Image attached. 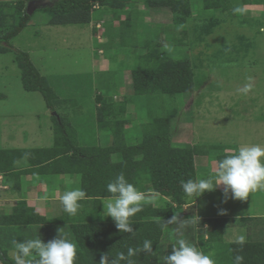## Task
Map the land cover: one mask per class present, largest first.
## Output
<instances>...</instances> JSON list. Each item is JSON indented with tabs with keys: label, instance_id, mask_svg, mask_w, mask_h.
Wrapping results in <instances>:
<instances>
[{
	"label": "trees",
	"instance_id": "1",
	"mask_svg": "<svg viewBox=\"0 0 264 264\" xmlns=\"http://www.w3.org/2000/svg\"><path fill=\"white\" fill-rule=\"evenodd\" d=\"M226 1L54 0L51 6H46L45 10L49 16L47 24L58 27L89 26L92 23L93 12L104 7L120 10L123 14L124 10H127L125 20H120L122 22L118 24L120 33L117 35L116 45L119 39L126 45L133 38L129 32L125 34L122 27L127 31L132 28L133 31L134 25H137L140 37L147 32L144 24H136L131 19V12L136 9H132L131 4L143 5L151 11L157 9L168 11L171 25L163 28L168 35V40L163 41L164 43L159 39L160 34L154 32H150L149 38L147 36L142 42H137L140 48L136 56L138 64L131 72L133 98L116 102L112 99L114 97H105L99 90L95 91L93 99L95 129L98 128L99 132L102 131L109 137L107 138L110 142L106 147L82 146L73 124L68 122L69 116L66 113L70 108L68 105L70 103L74 105L76 97L79 98L82 92L81 87L77 92L71 89V96L64 97L67 91L65 87H53L51 82L34 68L28 54L15 52L14 62L20 71L23 89L26 92L40 93L46 107L56 113L52 117L54 137L52 145L46 148L0 151V176L4 184H9L19 195L22 194L21 182L27 176L54 178L60 175L73 180L78 177V184L74 188L84 190L87 198L81 202L82 208L77 216H69L61 206L60 216L56 214L57 217L50 219L27 207L25 201H20L10 213L0 212V232L12 230L9 238L12 242L35 238L38 235L42 241L45 239L43 242H48L57 236L58 231H62L77 244L76 264H99L101 256L105 254L110 255L109 259L117 252H124L126 255L129 247H142L143 241L148 239L153 242V251L140 252L132 259L135 260V264H163V256L171 252L174 239L178 238L175 231L178 224H166L173 215H176L186 224V228L182 230L185 234L179 238H185L197 247L199 244L205 245L216 260V264H233V258L237 254L244 257V264H264V241L248 239L243 246L237 242L223 241L225 232L235 221L243 225L257 218L200 220L198 226L192 219L193 215L180 218L183 207L194 201L184 194L181 184L188 179L197 178L195 157L211 159V153L214 151V160L217 163L226 155H231L225 152L230 149L226 146L202 148L189 144L188 147L179 146L178 143L174 145L171 134L172 122L178 116V109L174 107L173 102L183 95L199 91L208 74L214 72L211 65L217 66L226 56H231L230 50L225 48L219 52L207 53L209 51L207 38L212 36L224 19H221V16L200 17L207 11H222ZM225 6L227 8V5ZM232 8L231 6L227 8V13L232 12ZM30 16L25 1L0 2V54L10 51L7 48L8 43L27 27ZM98 30L94 25L93 35H96ZM167 46L171 49L170 52L175 47L185 49L186 57L171 58ZM241 53L246 54V49L238 48V55ZM98 75L103 77L104 90L116 86L115 80L106 79L104 76L106 73ZM109 76H112L111 73ZM58 83L59 81H56V85ZM209 85L212 86L213 83ZM211 88L206 89L208 91ZM57 95H63L65 100H61ZM143 96L151 97V100L161 105L166 101L172 102V108L164 107V110H167L164 116L157 115L154 119L141 123L139 130L126 129L127 125L133 123L129 118H123L127 105L131 104L132 100L139 103ZM187 98L184 99V103ZM156 112L158 111H155V114ZM120 172H123L128 181L138 189L156 198L154 204L146 205L141 212L131 218L134 234L120 232L110 216L102 215L103 204L110 196L106 185ZM161 201L163 205L160 204ZM48 215H51L49 211ZM220 240L223 244L216 248L214 241ZM10 244L12 243L8 239L5 245L0 241V259L4 260V264H15L14 258L8 254L9 249H6ZM13 247L15 248L14 245ZM31 259L35 261L36 258ZM121 264L125 262L121 261Z\"/></svg>",
	"mask_w": 264,
	"mask_h": 264
},
{
	"label": "rangeland",
	"instance_id": "2",
	"mask_svg": "<svg viewBox=\"0 0 264 264\" xmlns=\"http://www.w3.org/2000/svg\"><path fill=\"white\" fill-rule=\"evenodd\" d=\"M16 1L0 0L4 3ZM22 1H25L26 10L31 14L30 21L27 27L8 43L7 48L10 51L0 54V151L46 148L52 145L54 137L53 112L46 107L40 93L26 92L23 89L20 71L14 62L16 51L28 54L34 68L41 76L48 79L53 87H65L67 91L64 97L71 96V89L77 92L81 87L83 93L80 92L79 98L76 97L74 105L73 103L68 105L70 107L66 112L69 116L68 122L73 124L82 146L106 147L110 142L109 137L102 131L99 132L98 128L95 129L93 106L95 91L99 90L105 97H114L112 99L116 102L125 98L128 101L129 98L134 97L131 92V72L138 64L136 56L140 48L137 42H142L147 36L149 38L150 32L160 34L161 42L167 41L168 35L163 28L171 25L169 12L160 9L151 11L143 5L131 4L132 9L136 8L131 12V19L136 24H144L143 27L146 26L147 32L140 37V29L137 25H134L133 31L132 28L127 31L122 27V31L125 34L129 32L133 38L127 42L129 46L119 39L118 46L119 43L116 45L117 35L120 33L118 24L125 20L128 15L127 10H124L123 14L120 10L104 7L93 12L92 23L89 26L58 27L47 24L49 16L45 8L51 6L54 0ZM245 2L247 4H244ZM225 5L227 8L233 7L232 12L227 13ZM217 16H221L224 21L214 30L212 36L207 38L210 46L207 53L219 52L225 48L230 50L231 56H226L217 66L211 65L214 72L208 74L199 91L183 95L173 102L174 107L178 109V116L172 122L171 134L174 145L178 143L179 146L188 147L189 144L202 148L226 146L230 149L225 152L232 154L241 143L264 144V0H227L222 11H207L200 17ZM97 24L100 28L98 33L93 35V26ZM240 47L246 49V54L238 55ZM167 50L171 58L186 57L185 49L175 47L170 52L171 49L167 46ZM229 60L230 64H228ZM209 72L210 70L207 71ZM101 73L107 74L104 75L106 79L115 80L116 86L104 90L103 77L98 75ZM110 73L112 76H109ZM56 81H59L58 85ZM210 83L213 85H209ZM208 87L212 88L207 91ZM57 96L65 100L63 95ZM185 98L187 100L184 103ZM135 101L132 100L131 104L127 105L126 116L123 115L124 119L129 118L133 122L127 125L126 129L139 130L141 123H146L157 115L164 116L167 111L164 107L172 108V102L166 101L161 105L148 96H143L139 103ZM155 111L159 113L155 114ZM131 140L133 141L132 136ZM214 156L213 151L211 159L195 157L197 177L214 172L216 167ZM29 177L27 180L28 183L32 181L29 184L31 190L34 185L36 187L38 180ZM45 179L52 182L51 177ZM77 180L76 178L73 181L77 182ZM217 188L218 190L205 192L201 197L196 198L197 212L188 211L189 217L193 214L195 221L209 218L235 219L242 216L257 218L243 225L235 221L224 236H227L228 242H237L241 235L245 236L246 241L248 239L264 241V191L250 193L244 201L232 199L229 193L226 202L222 203L225 200L222 195L223 186ZM11 194L12 197H17L16 193ZM3 195L4 192L0 191V196ZM51 197L57 199L60 196L56 193ZM31 199L35 197L32 195ZM9 212L8 209L4 210L5 214ZM57 214L60 216V213ZM58 215L56 213L47 215V218ZM11 233L13 231L10 229L1 231L0 241L3 245L6 244L7 239L12 243L11 248H6L10 253L6 251L13 258L15 248L12 240L9 239ZM176 239L177 237L174 243ZM221 244H223L221 240L214 241L216 248ZM198 249L210 254L205 245L199 244Z\"/></svg>",
	"mask_w": 264,
	"mask_h": 264
},
{
	"label": "clouds",
	"instance_id": "3",
	"mask_svg": "<svg viewBox=\"0 0 264 264\" xmlns=\"http://www.w3.org/2000/svg\"><path fill=\"white\" fill-rule=\"evenodd\" d=\"M96 28L99 29L100 25L97 24ZM220 185L223 186L222 195L225 198L222 203L226 202L229 193L232 199L244 201L250 193L264 191V144L241 143L233 150V154L217 161L213 173L188 179L182 182L181 187L184 194L195 201L205 192L215 191ZM106 190L110 196L103 204L102 215L110 216L120 232L134 234L131 218L141 212L146 205L154 204L155 197L149 196L130 183L123 172L106 185ZM86 198V192L77 187L65 190L59 200L63 211L75 217L82 208L81 202ZM220 212L222 213L223 210L221 209ZM200 220L196 221L197 226ZM172 223L178 224L175 229L178 238L172 245L171 252L163 256V264H216V260L210 254H205L187 239L179 238L182 230L186 228L184 220H179L173 215L166 224ZM245 241V236L241 235L237 243L243 246ZM13 244L15 250L12 255L15 264H76L77 262V244L62 231H58L57 236L48 242H43L38 235L23 241H13ZM152 245L151 240L145 239L142 247H129L126 255L124 252H117L115 256H111V259L109 254L102 255L99 264H121V261L125 264H135L132 258L140 252L151 253ZM31 257H35V261ZM0 264H4L3 259H0ZM233 264H244V257L235 255Z\"/></svg>",
	"mask_w": 264,
	"mask_h": 264
},
{
	"label": "crops",
	"instance_id": "4",
	"mask_svg": "<svg viewBox=\"0 0 264 264\" xmlns=\"http://www.w3.org/2000/svg\"><path fill=\"white\" fill-rule=\"evenodd\" d=\"M27 178L28 176L24 177V179L21 182L20 190L22 194L19 195V193L17 194V192L13 191L10 188L9 184H4L3 178L2 176H0V191L4 192V195L0 196V210L1 211L4 212V210L8 209L11 212V209L18 202L25 201L26 206L29 208H33L35 212H37L39 215L47 216L48 211L50 212L51 215L55 213L57 214L59 213V209L61 208L62 205L60 203L59 197L56 199V198H52L51 195L52 194L56 195V193H58V196H60L63 194L65 190H68L67 187L74 188L76 184H78V181H79L78 177H76L78 179L77 182H74L71 178L67 176H60V175L55 176L54 178H51L52 182H49L47 179H45V177L38 178V177L30 176L29 178L31 179L36 178L38 180V183H36V187L34 185V187L30 190L29 184L32 181L28 183L29 180H27ZM39 190L41 193L39 192ZM216 190H218V188H216ZM11 193H16L17 197H12ZM23 194L24 196H22ZM32 195L35 197V199H31ZM12 198H15V199L13 200ZM197 202L198 201L195 199V201H192L188 205L184 206L181 211L180 218H183L186 215L189 216L188 211L193 212V210H195L194 213H196L197 212V209H196ZM6 204H8V206H5ZM160 204L163 205V202L161 201ZM242 217L245 218V216H242ZM192 219H196L194 215ZM226 237L224 240L227 241Z\"/></svg>",
	"mask_w": 264,
	"mask_h": 264
},
{
	"label": "water",
	"instance_id": "5",
	"mask_svg": "<svg viewBox=\"0 0 264 264\" xmlns=\"http://www.w3.org/2000/svg\"><path fill=\"white\" fill-rule=\"evenodd\" d=\"M56 115V113H53V116H55Z\"/></svg>",
	"mask_w": 264,
	"mask_h": 264
}]
</instances>
